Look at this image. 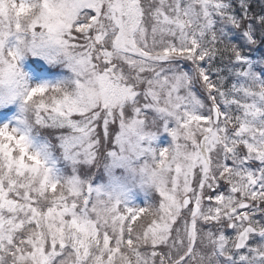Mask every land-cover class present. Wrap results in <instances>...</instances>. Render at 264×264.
Returning a JSON list of instances; mask_svg holds the SVG:
<instances>
[{"label": "snow or ice", "instance_id": "obj_1", "mask_svg": "<svg viewBox=\"0 0 264 264\" xmlns=\"http://www.w3.org/2000/svg\"><path fill=\"white\" fill-rule=\"evenodd\" d=\"M0 264H264V0H0Z\"/></svg>", "mask_w": 264, "mask_h": 264}]
</instances>
